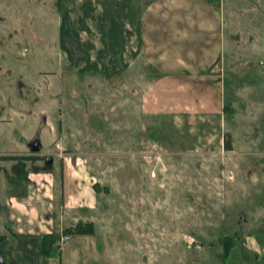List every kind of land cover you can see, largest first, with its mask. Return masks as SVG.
Returning a JSON list of instances; mask_svg holds the SVG:
<instances>
[{
    "label": "crops",
    "instance_id": "1",
    "mask_svg": "<svg viewBox=\"0 0 264 264\" xmlns=\"http://www.w3.org/2000/svg\"><path fill=\"white\" fill-rule=\"evenodd\" d=\"M217 1L218 55L195 58L192 53L180 55L168 37L166 26L172 20L178 19L186 26L185 19L171 18L170 13V10L185 7L183 0H0V31L7 38L4 40L6 49H0V55L9 54L11 50L13 55L24 57L32 49V54L39 59L34 73L43 68L54 71L68 66L75 81L85 79L88 73H113L120 78L121 93L128 87L124 84L136 89L129 97L135 99L131 102L134 113L131 126L135 129L127 130V138L129 135L131 142L140 140L168 153L166 149L171 148L166 147L167 134L161 131L160 138L154 139L147 124L150 128L157 126L165 130L161 123H168L177 134L185 127L189 130L190 122L207 121L206 117L212 114L220 117L224 109L234 106V91L225 85L230 84L227 68L232 64L228 58L226 60L225 51L236 41L233 34L236 22L225 7L229 0ZM252 1L246 2L245 9L254 10L258 6L264 12V6H260L264 3H259L264 0L256 4ZM256 29H247L242 38L251 39V32L255 33ZM180 30L181 27H177V31ZM237 34L239 37L242 33ZM38 36L43 40L41 44L33 40ZM25 38L30 41L23 50L20 42H25ZM260 65L262 67L258 68H264V60ZM3 81L0 80V264H122V241L112 233L106 221H99L102 218L98 210L99 194L104 191L96 190L93 184L108 185L100 182L91 165L74 156L79 155L77 152H82L84 146L87 149L95 146L89 140H79L84 133L73 127L74 118L67 119L64 130V113L57 111L51 119H57L60 131L54 130L52 125L49 129L51 139L57 134L59 139L49 146L44 139V123L49 124V121L40 110L46 104L42 99L34 100L38 116L31 120L25 99L11 100L7 96L9 90L3 89ZM259 82L263 84L264 78ZM85 84L91 82L87 80ZM37 85L36 92L42 87ZM12 101L14 106H11ZM62 103L63 100L59 102L56 97L51 98L49 104L57 108ZM91 116L89 114L84 121L86 130L95 126L91 119L96 117ZM16 120L23 123L19 125L20 139H15L12 133ZM128 125L123 127L127 129ZM84 137L89 138L88 134ZM182 137L179 135L177 139ZM32 141L37 145L35 151L30 148ZM42 142L48 146L44 153L40 151ZM124 143L120 138L117 148ZM11 147L18 152H10ZM17 164L25 173L23 179L10 177L16 176ZM163 167L164 173L166 167ZM147 173L150 178L155 177V174L149 175V170ZM152 198L153 190L147 187V203ZM153 215V209L149 211L148 207L140 213L143 221L136 224V233L141 226L148 243L150 223L152 244L153 221L149 222V216ZM79 220L92 222L91 235L64 232ZM49 235L56 236L53 242L48 240ZM62 235L68 238L60 243ZM223 262L264 264V230L235 236Z\"/></svg>",
    "mask_w": 264,
    "mask_h": 264
},
{
    "label": "rangeland",
    "instance_id": "2",
    "mask_svg": "<svg viewBox=\"0 0 264 264\" xmlns=\"http://www.w3.org/2000/svg\"><path fill=\"white\" fill-rule=\"evenodd\" d=\"M183 1L185 7L170 10V13L171 18L185 19L186 26L178 19L166 26L174 48L180 55L192 53L195 58L218 55V1ZM247 1L229 0V5L225 6L236 22L233 26L236 41L225 51L226 60L232 61L226 67L230 84L225 85L234 91V106L224 109L220 117L212 114L206 117L207 121L190 122L189 130L185 127L177 134L171 124L161 123L165 130L157 126L150 128L147 124L154 139L167 134L166 147L171 148L166 149L168 153L140 140L131 142L129 135L127 138V130L134 128L131 102L135 99L131 100L130 96L136 89L124 84L128 87L121 93L120 78L113 73H88L85 79L75 81L68 66L54 71L43 68L34 73L39 59L32 54V49L24 57L13 55L11 50L9 54L0 55V62L4 63L0 65V80L5 82L3 89L9 90L7 96L11 100L25 99L31 120L38 116L34 100L39 98L46 104L40 110L49 121V124L44 123L43 129L49 146L59 139V134L51 139L49 129L52 125L54 130L60 131L57 119H51L56 111L64 113V130L67 119L74 118L73 127L84 133L79 140H89L95 146L93 149L84 146L83 151L74 156L91 165L100 182L108 185L98 189L104 191L99 194L98 210L102 214L99 221H106L112 233L122 241L119 246L122 264H224L226 251L235 236L264 230V83L259 82L264 78V68H258L264 60V12L258 6L254 10L245 9ZM177 27H181L179 32ZM254 27L257 29L251 32V39L244 40L246 30ZM238 31L242 33L239 37ZM6 39L0 31V49H6ZM33 40L38 44L43 41L40 36ZM28 41L30 39L25 38V42H20L23 50L28 48ZM11 45L10 42L9 47ZM87 80L91 84H85ZM36 84L42 86L37 92ZM56 97L63 103L57 108L56 105L51 107V98ZM11 106H14L13 101ZM89 114L96 117L91 119L95 128L86 130L84 121ZM20 124L23 125L17 120L14 122L15 139L21 137ZM125 125L129 127L126 129ZM86 134L89 138L84 137ZM179 135L183 136L180 140ZM141 137L144 139L143 135ZM120 138L125 143L117 148ZM226 138L230 148L223 146ZM45 144L42 142L40 148L43 153L48 148ZM10 152L18 151L11 147ZM17 165L20 169L17 167L16 176L10 177L23 179L25 173ZM13 168L11 166V171ZM153 169L155 177L150 178L147 171ZM147 187L153 190V198L148 203ZM148 207L154 212L153 217L149 216V222L153 221V244L150 223L148 243L141 226L136 233V224L143 221L140 213Z\"/></svg>",
    "mask_w": 264,
    "mask_h": 264
},
{
    "label": "trees",
    "instance_id": "3",
    "mask_svg": "<svg viewBox=\"0 0 264 264\" xmlns=\"http://www.w3.org/2000/svg\"><path fill=\"white\" fill-rule=\"evenodd\" d=\"M223 146L225 148H230V141L228 138L223 139ZM94 188L96 190L99 189L97 184H93ZM65 233L68 234H80V235H91L93 233V224L91 221H77L74 225H72L71 227H68L64 230ZM56 236L54 235H49L48 236V240L50 242H53L55 240ZM230 244V242H227V246L226 249L228 247V245ZM226 245V244H225Z\"/></svg>",
    "mask_w": 264,
    "mask_h": 264
},
{
    "label": "built area",
    "instance_id": "4",
    "mask_svg": "<svg viewBox=\"0 0 264 264\" xmlns=\"http://www.w3.org/2000/svg\"><path fill=\"white\" fill-rule=\"evenodd\" d=\"M163 169H164V168H162V170H163ZM154 174H155L154 170H150V171H149V175H150V176H154ZM67 238H68L67 235H62V236L60 237V239H59V242L62 243V242L65 241Z\"/></svg>",
    "mask_w": 264,
    "mask_h": 264
},
{
    "label": "water",
    "instance_id": "5",
    "mask_svg": "<svg viewBox=\"0 0 264 264\" xmlns=\"http://www.w3.org/2000/svg\"><path fill=\"white\" fill-rule=\"evenodd\" d=\"M30 148L32 149V151H35V149H37V145H36V142L35 141H32L30 143Z\"/></svg>",
    "mask_w": 264,
    "mask_h": 264
}]
</instances>
